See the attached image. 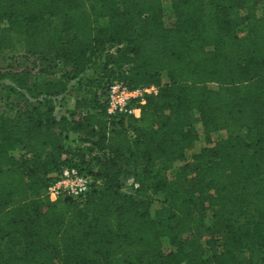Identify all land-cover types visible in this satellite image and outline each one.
<instances>
[{"label": "trees", "instance_id": "16d2710c", "mask_svg": "<svg viewBox=\"0 0 264 264\" xmlns=\"http://www.w3.org/2000/svg\"><path fill=\"white\" fill-rule=\"evenodd\" d=\"M162 2L0 0L17 61L0 67V264H264V0H170V26ZM112 81L158 90L108 116ZM68 166L88 189L50 200Z\"/></svg>", "mask_w": 264, "mask_h": 264}, {"label": "built area", "instance_id": "2783aa9c", "mask_svg": "<svg viewBox=\"0 0 264 264\" xmlns=\"http://www.w3.org/2000/svg\"><path fill=\"white\" fill-rule=\"evenodd\" d=\"M158 87L156 85H146L137 87H128L119 81L110 82L104 92L100 95L104 105L105 113L108 116H116L120 114H130L138 117L139 105L144 103L146 95L156 94ZM62 95L53 97L55 102L54 114L59 117L65 114L66 110L74 109V97L69 99V106L63 105L60 100ZM65 108V113L57 114L58 110ZM92 178L89 174L81 172L74 166L63 167L58 172L52 174V181L47 187L46 194L50 200H55L58 196L66 194L76 197L83 194L89 187ZM134 188L138 185L131 183Z\"/></svg>", "mask_w": 264, "mask_h": 264}, {"label": "rangeland", "instance_id": "374dc122", "mask_svg": "<svg viewBox=\"0 0 264 264\" xmlns=\"http://www.w3.org/2000/svg\"><path fill=\"white\" fill-rule=\"evenodd\" d=\"M162 3H163V9H164V19H163L164 24L167 25V26H170L173 23V12H172V9H171L170 0H163ZM16 63H17V61L13 60L11 58H5V57L0 58V67H7L9 65L15 66ZM30 64H31V59L27 62V65H30ZM94 75H95V69H89V70H87L86 72L83 73V75L81 76L80 82L78 80L71 81L69 83L68 90L63 94V97L61 98L60 102L63 105L69 106V99H71L72 97H75L76 95H78L80 93L81 89H82V83L86 79H88V78H90V77H92ZM162 79H163V81H165V77L164 76L162 77ZM3 82L6 83V80L3 81ZM209 87L214 88L215 85L211 83V84H209ZM61 113H65L64 106H62V109L58 110L57 114H61ZM192 122H193L194 129L198 133V139L195 142L194 146L191 149L186 151V158H188V159L191 157L192 154L197 153L200 150L201 147L206 145V143L204 141V138H203V134H202L201 124H200V121H199V119H198V117L196 115H193ZM218 136H219L218 133L213 134L211 136L212 142H214L218 138ZM16 153H17V151H15V154ZM180 163H181L180 161H175V162H173L170 165L169 170H168L169 176L172 177L174 175L175 168ZM177 184H178V186L181 189H183L186 186L187 182L179 180L177 182ZM124 189L125 190H129L130 189V183L129 182H126V185L124 186ZM157 201H158L157 199L153 201L152 207H151L152 211L158 206V202ZM209 214H210V212L208 211L207 212V217L205 218V221H204L205 227L209 224ZM200 235H201L202 241H203L205 239V237H206L205 228L201 229ZM163 242H164V248L167 249V243H166L165 239L163 240Z\"/></svg>", "mask_w": 264, "mask_h": 264}]
</instances>
